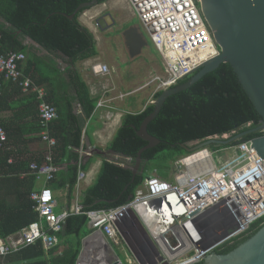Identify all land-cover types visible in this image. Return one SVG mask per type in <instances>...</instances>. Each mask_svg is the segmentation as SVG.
I'll list each match as a JSON object with an SVG mask.
<instances>
[{"label": "trees", "instance_id": "1", "mask_svg": "<svg viewBox=\"0 0 264 264\" xmlns=\"http://www.w3.org/2000/svg\"><path fill=\"white\" fill-rule=\"evenodd\" d=\"M88 1L90 0H0V53H24V73H30L37 85L48 86L47 100L57 110L58 117L52 122L51 131L57 141L53 160L60 169L49 186L53 189L66 188L68 208L78 171L79 157L75 149L81 146L85 120L93 113L96 99L90 96L88 86L76 69H67L63 73L56 60L68 61L74 65L78 61L97 56L93 34L78 20L84 9L69 18L80 4ZM105 1L98 0V4ZM28 38L37 46L27 42ZM41 51L46 54L41 56ZM186 79L177 84L184 83ZM160 94L161 91L157 92L155 99ZM15 95L20 96L19 103L30 109L33 118L37 113L36 96L23 95L20 88L10 80L2 85L0 106L11 108L10 101ZM75 106L80 107L81 113L74 111ZM152 110L153 105L150 104L141 112L122 115L121 124L107 145L119 158L101 162L94 181L80 197L79 205L83 212L111 209L126 203L136 188L153 172L160 178L169 179L172 163L190 154L188 148L194 147L191 143H203L214 136L226 134L233 137L257 127L260 120L231 66L221 63L189 88L165 99L157 116L147 125L148 133L160 142L142 152V172L136 174L132 181V168L137 152L147 144L136 134V130ZM24 126H28L24 134L32 132L39 135L41 131L37 118ZM17 127L22 128L20 125ZM4 129L7 138L8 129L13 127ZM261 135L263 133L256 130L226 145L210 144L207 147L216 151ZM7 146L3 144L0 148L1 238L38 220V215L33 210L34 203L29 198L34 189L35 178L31 174L22 178L19 176L28 172L31 161L40 162L41 156L12 158L13 151ZM9 158H12L11 163H8ZM91 162V159L82 162L80 168L87 171ZM6 186L13 189H2ZM263 224L264 217L253 223L246 235L233 243L219 246L215 252H230ZM89 233L86 215L70 214L65 219L62 230L55 233L60 240L58 247L45 253L41 242L37 241L7 257L5 264H76L82 240ZM61 245L65 248L56 253Z\"/></svg>", "mask_w": 264, "mask_h": 264}, {"label": "built area", "instance_id": "2", "mask_svg": "<svg viewBox=\"0 0 264 264\" xmlns=\"http://www.w3.org/2000/svg\"><path fill=\"white\" fill-rule=\"evenodd\" d=\"M126 1L161 59L162 71L153 74L144 84L154 85L150 104L155 101L157 92L177 85L204 62L219 55L198 0ZM25 59L21 52L0 53V94L3 83L10 80L22 94L36 96L41 128L39 138L44 150L40 162L31 161L28 172L21 176L31 174L36 182L49 183L60 169L53 160L57 141L51 131V124L58 115L54 104L47 100V91L33 81L30 73H24ZM91 71L96 75L110 72L108 66L100 62L93 63ZM104 102L99 100L97 104L104 106ZM5 140V130L0 126V148ZM224 149L232 150L231 156L214 159L212 153L221 149L213 151L201 147L177 159L169 179L154 173L149 175L126 203L111 209L83 212L77 202L57 213V203L49 188L33 190L29 198L34 203L38 220L5 238L0 237V264L37 241L41 242L45 253L58 247L60 240L55 233L62 230L70 214L80 213L86 215L90 230L85 242L108 249L114 256V246L119 247L124 241L126 249L121 248V252L126 256L127 264L202 262L219 246L246 235L251 225L264 217V159L257 155L251 140ZM75 151L79 155L78 186L88 174L80 168L85 151L82 147ZM197 154L203 155L190 165L184 163L188 156ZM8 162H12L11 158ZM158 200L167 212L161 205H156ZM95 235L104 244L95 241ZM114 261L115 258H110L109 264Z\"/></svg>", "mask_w": 264, "mask_h": 264}, {"label": "water", "instance_id": "3", "mask_svg": "<svg viewBox=\"0 0 264 264\" xmlns=\"http://www.w3.org/2000/svg\"><path fill=\"white\" fill-rule=\"evenodd\" d=\"M198 3L213 40L219 48V55L204 62L187 77L184 83L161 91L152 103L153 110L136 130V134L147 144L137 152L132 168V181L136 174L142 172L140 169L142 152L160 142L148 133L147 125L157 116L165 99L189 88L221 63H228L231 66L239 84L260 116L259 125L233 137L209 138L203 143L188 148V152L191 153L210 144L226 145L247 133L258 130L263 135L251 139V146L257 155L264 159V0H198ZM97 5H99L98 0L82 3L69 18H73L81 9L85 11ZM95 24L99 30L105 31L114 26L115 20L109 12H104L95 19ZM121 34L131 58L140 55L143 48L150 47L149 40L137 25L127 27ZM27 42L37 46L29 38ZM156 205H161L167 212L161 201L158 200ZM145 208L148 210L147 207ZM178 212H181V209ZM85 238L82 240V248L76 264L80 263ZM114 258L112 264H123L116 255ZM202 262L204 264H264V224L230 252L217 254L213 251Z\"/></svg>", "mask_w": 264, "mask_h": 264}, {"label": "crops", "instance_id": "4", "mask_svg": "<svg viewBox=\"0 0 264 264\" xmlns=\"http://www.w3.org/2000/svg\"><path fill=\"white\" fill-rule=\"evenodd\" d=\"M126 6L125 0H106L104 3L99 4L96 7L83 11L78 20L93 34L96 42L97 56L78 61L74 65L68 61L63 62L60 59L56 60L63 73L67 69H76L82 80L88 86L90 96L96 99L93 113L85 120L83 137L80 146L85 151V154L81 157V161L85 162L86 160L91 159L92 162L89 169L85 171L88 174L86 180L80 182L78 186L75 185L72 193V199L69 203L70 206L74 203H79L82 192L94 181L103 160L115 161L119 158L117 154L107 148V145L112 140L116 130L120 126L121 118L124 113H138L141 112L147 105H150L149 101L155 93L154 85L145 86L144 84L153 74H157L162 71V64L159 55L157 54L156 57L149 52L147 53L148 70L146 74L143 77H133L132 75H129L127 79H125L121 78V74L118 71L119 69L110 65L109 61L102 54L100 56L98 50L99 42H105L107 38H110L108 34L113 26L105 31H101L97 28L95 19L102 13L109 12L117 23L118 20L121 21V11L126 9ZM114 12L118 15L115 16ZM126 21V18H124L120 24L124 25ZM148 49L151 51L150 48ZM143 50L146 52L147 49L143 48L141 54H143ZM39 54L43 56L46 53L41 51ZM130 59L132 58L129 57L128 60ZM96 62L106 64L110 72L107 75H96L92 73L91 65ZM39 86L43 87L47 91L48 86L46 84ZM120 94L124 96L118 97ZM18 99H20V96H12L10 101L11 108L8 106H0V126L3 129L8 126L13 127V129H8L7 138L3 144H6V146L8 145V149L13 151L11 153L12 158H22L36 155L41 156L43 154L44 144L40 141L38 133H23L28 129V126H24V124H30L33 118H37V113L32 118L30 109L23 107V105L19 103ZM99 100L105 101L104 106H98L97 102ZM74 111L77 114L81 113L79 106H75ZM107 114L111 115V117L107 118ZM17 125H20L22 128H18ZM30 127L31 126H29V128ZM127 161H129V159H127ZM121 165L125 166L123 164ZM1 171L2 169L0 168V172ZM21 174L19 176L20 178H22ZM44 187L49 188L52 191L57 203L55 208L57 213L69 209L66 188L53 189L49 186V183L35 181L33 190ZM2 189L10 191L13 188L6 186ZM95 237H98V235H95L94 238ZM125 240L129 242L128 239L125 238ZM84 244L82 255L86 252H91L97 249L96 246L94 247L92 244H87L86 242H84ZM130 248L133 250L132 246ZM59 249L60 247L56 253H60L63 250L59 251Z\"/></svg>", "mask_w": 264, "mask_h": 264}, {"label": "rangeland", "instance_id": "5", "mask_svg": "<svg viewBox=\"0 0 264 264\" xmlns=\"http://www.w3.org/2000/svg\"><path fill=\"white\" fill-rule=\"evenodd\" d=\"M126 1V0H125ZM126 9L121 11V18L120 20L122 21V19L126 18V22L125 24H120L121 21H117V23L115 22V25L111 28V30L109 31L108 36L110 38H107L105 40V42H99V53L100 56L101 54L109 61L110 65H112L113 67L119 69V73L121 74V78H125L127 79V77L129 75H132L133 77H143L147 70H148V54L149 52L152 53V55L157 57V53L154 50V48L152 47L151 42L149 41L150 47H146V52L144 51L143 54H140L130 60L127 52H126V47L124 45V39L120 33V31L125 27V29L129 26H133V25H139L137 18L134 16L132 10L130 9V7L128 6L129 4L126 1ZM115 13V12H114ZM115 16H117L118 14L115 13ZM123 26V28H122ZM106 35V34H105ZM146 37V36H145ZM148 39V37H146ZM149 40V39H148ZM151 49V51H149V49ZM145 53V54H144ZM126 60V61H124ZM136 69V70H134ZM115 73V72H114ZM223 137V136H222ZM224 137L228 138L230 137L229 134H226ZM221 138V137H218ZM190 145H194L196 146L197 144L191 143ZM196 151V150H195ZM193 152V151H192ZM191 152V153H192ZM232 154V150L230 149H221L220 151L217 152H213L212 156L214 159L216 158H224L225 156H231ZM172 169L170 170V173L172 174L173 172V163L171 165ZM122 245L119 247L114 246V252L116 253V255L119 257V259L123 262V264H126V256H124V254L121 252V248H125L126 246L124 244V241H121ZM62 249H64V246L61 245L59 251H61ZM111 254L113 255V253L111 252ZM127 255L130 257V253L127 251ZM6 262V261H5ZM91 264H95L96 262L94 260H90ZM98 264V263H97Z\"/></svg>", "mask_w": 264, "mask_h": 264}, {"label": "bare ground", "instance_id": "6", "mask_svg": "<svg viewBox=\"0 0 264 264\" xmlns=\"http://www.w3.org/2000/svg\"><path fill=\"white\" fill-rule=\"evenodd\" d=\"M203 154H197L195 156L192 157H187L184 160V163H186L187 165H190L191 163H193V161L201 156ZM95 241H100L102 244H104V242L102 241V239L98 236L93 238ZM93 245V244H92ZM106 247V246H105ZM97 249L93 250V251H89L86 252L82 255V259H80V263L79 264H89L90 260H94L96 263L98 264H109L110 262V258H114V256L109 252L108 249H101L96 247ZM110 253V254H109Z\"/></svg>", "mask_w": 264, "mask_h": 264}, {"label": "flooded vegetation", "instance_id": "7", "mask_svg": "<svg viewBox=\"0 0 264 264\" xmlns=\"http://www.w3.org/2000/svg\"><path fill=\"white\" fill-rule=\"evenodd\" d=\"M137 26H139L140 27V25H137ZM141 28V27H140ZM125 28H123L121 31H120V33H122V31L124 30ZM122 35V34H121ZM123 37V36H122ZM127 50V49H126Z\"/></svg>", "mask_w": 264, "mask_h": 264}]
</instances>
